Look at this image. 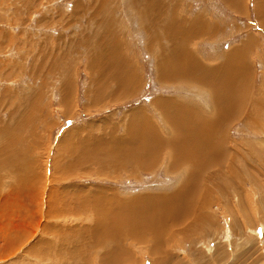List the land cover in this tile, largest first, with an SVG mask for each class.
Returning a JSON list of instances; mask_svg holds the SVG:
<instances>
[{
	"label": "rangeland",
	"instance_id": "1",
	"mask_svg": "<svg viewBox=\"0 0 264 264\" xmlns=\"http://www.w3.org/2000/svg\"><path fill=\"white\" fill-rule=\"evenodd\" d=\"M149 1L0 0V264H264V53L259 50L264 48V9L258 6L257 12L256 0H245L247 15L235 21L217 0H152L156 12L164 13L151 33L153 22L142 18ZM198 15L210 26L217 24L211 36L175 40L209 65L218 63L224 51L243 46L244 36L255 34L261 43L251 51L248 37L249 58L243 53L239 59L245 75L235 102L241 100V109L237 106V118L234 114L220 126L225 131L219 134L220 155L197 169L175 167L170 147L154 142L143 158L156 153L153 167L95 158L99 140L107 147L127 146L136 132L131 114L137 110L165 136L177 138L153 107L160 98L190 104L208 115L206 121L217 122L214 103L197 99L198 92L208 94L206 87L177 80L162 85L156 73V52L171 49L167 26ZM228 15L232 18L226 21ZM107 27L113 35L109 43L129 58L138 81L130 95L119 99L112 97L117 86L109 81L98 92L99 68L89 63L98 36L110 34ZM219 40L223 52L213 59L207 54ZM249 60L254 74L247 70ZM8 136L21 141L12 145ZM83 148L90 160L76 162ZM189 179L196 187L189 184L185 202L171 197L179 202L168 206L173 221L154 229L155 236L153 229L141 227L134 237L131 226L115 227L103 218L127 212V219L131 201L167 197ZM102 232L106 235L97 237Z\"/></svg>",
	"mask_w": 264,
	"mask_h": 264
},
{
	"label": "bare ground",
	"instance_id": "2",
	"mask_svg": "<svg viewBox=\"0 0 264 264\" xmlns=\"http://www.w3.org/2000/svg\"><path fill=\"white\" fill-rule=\"evenodd\" d=\"M229 1L230 0H228V2ZM237 1L238 0H231L230 2H232L233 4H237ZM97 12H99V10H97ZM163 13H164L163 10L156 12V9L153 5L152 0L147 2V5L145 7V11L144 10L142 11V18L144 19V21L146 23L153 22L152 24H154V28L151 30V33L156 32V29H158V24H155V23L162 21ZM195 18L196 19H194V20H181L179 23H175V26L174 25H168V26L165 25V27L167 26V29L171 31V33H169V34H170V37H172V39H170L172 41V44H171L170 53L168 52V50H167V52L162 50L163 53L165 52L163 55L161 54V50L156 52V55L158 57V59L156 58L157 59L156 73H157V76H159L158 80H163L162 81L163 83L165 81H168V80H169L168 82L177 80V81H180L179 84L183 83V82H189V83L193 82V83H199L200 86L203 88L207 87L206 89H208L207 91L209 93V98H210L209 101L211 100V97H212L211 102L215 101L213 106L211 104L210 107H211V109L214 110V108H215V110L218 111L217 113H215L217 115H212V117L213 116H215V118H216V116L218 117L217 122H215L216 121L215 119H214L215 121L213 123L210 121H206V117L208 115L207 114L202 115L200 110H198V109L195 110V107L191 108L189 106L190 104L188 105L185 102H177V101H173V100L171 101V100H166V99L164 100L163 98L162 99L160 98L155 104H153V107L159 113L161 119L166 121V123H168L169 127L172 130H175L174 136H175V134H176V136H177V134H179L177 138L170 137L171 135L169 137L165 136L164 133L157 127V125H155L153 123V125L151 126L149 124V122H147V121L145 122L144 118L143 117L141 118V110H137L135 112H132L131 115H133V119H135L136 126L139 129H137V127H136V132L134 131L132 133L130 139H128L129 141L127 143V146L125 145L123 147H116V148H113L114 146H110V147L108 146L107 147L106 145H104L102 143L100 144V140H99V146H97V145L95 146V148H94L95 152H94V154H92L95 156V158H97L98 160L102 159V161L105 159L108 161L110 159V161L113 162L114 164L115 163H121L123 161H128L130 163L135 164L139 168L140 167L141 168H147V166H149V165L151 166L153 164V162L155 161L154 158L156 156V153L152 154L153 156L150 155L148 157V159H146V160H144L143 158L147 157L146 149L149 148L150 144L153 145L154 142L157 143L158 145L159 144L160 145H167L168 147H170L169 149L174 153V155H172V154L171 155L174 159L172 162H173V165H175V167L180 166V165H184V164H191L195 167L194 169H197L200 166H202V167L206 166L210 161V156L217 155V157H218L220 155L218 152H219V149L222 150V145H224V142H219V140L222 141V139L220 137L221 135L219 136V134H223L225 132V131H223L221 133L220 126L226 125L227 122L231 118H234V117L237 118L236 117L237 112H238V115L240 114L239 111H236V107L238 106L241 109V103H240L241 100H239L238 102H235L236 101L235 97H237L239 95V86L240 85H238V84L243 80V77L245 75V71L243 72V68L241 66V60L239 61L240 56H237L236 60L238 62L236 61V65L233 63L232 65L227 66L226 70L221 69V70H223V72H221L222 75L226 74L228 72V78H227V76H226V78L224 76H223V78H221L220 77L221 74H219V72L217 74V71L214 70L213 68L205 66L202 63L198 62L199 60L196 59V57H197L196 51L193 52V50H189V49L186 50V48H183L184 43L181 45V47L179 46L178 41H176L175 38L179 39V43H180L181 41H183L184 39H186L188 37H195V36L201 37V36H197V35H204V34L205 35L208 34L207 36H209L210 34H212V32H211L212 28L213 29L215 28L213 26L217 25L211 21L210 22L211 26H212L211 27L209 25V23H207L206 20H203L202 18H200L199 15L196 16ZM101 21L104 23L103 20H101ZM103 29H104V27H103ZM107 29L109 30L108 27H107ZM162 29H164V25H163ZM109 32H110V30H109ZM173 32H174V34H173ZM112 36L113 35L111 34V32H110V34H102V35L100 34L98 36V40H96L97 42L96 43L94 42L95 47H96V51L94 53H92L93 57L90 58L89 63H90V65L95 63V67L97 68L96 65H98V68H99V71L97 72V74H98V77L101 78V80L96 82V88L98 89V92L101 93L102 89H104L105 87H109V83L107 82V81H109L111 84H115L114 86H117L115 88V92L113 93L114 96H112V97L114 99H116V98L119 99L121 97V95L122 96L130 95L133 92L134 86L136 87L138 81L135 80V79H137V76H135L132 73L133 72V69L131 68L132 62L129 60V58L127 59V56H125L121 50H117V48L114 45L111 46V44L109 43V40L111 39ZM191 40H193V39H191ZM111 41L113 43V39ZM249 44H250V42H249ZM246 46H247V49L243 46L244 50L248 51V41H247ZM106 47H108L109 50ZM178 47H179V49H178ZM232 49H234V48H232ZM107 50H108V52H107ZM238 50L239 49H235L234 53H236ZM241 50H242V48H241ZM168 53H169V55H168ZM243 53H245V52L244 51H241V52L238 51L236 54L241 55ZM166 54L168 55L167 57H166ZM168 62H170V66L167 65ZM226 64H227V62H226ZM214 66H215V64H214ZM220 66L223 67V65H220ZM216 67H214V68L216 69ZM221 67H219V68H221ZM218 71H219V69H218ZM237 76H238V78L236 80L235 78ZM171 107H174L173 109H175V110L171 109ZM168 108H170L175 113L172 112L173 113L172 115H171V113L166 114V111ZM234 114H235V116H234ZM15 137L13 138V136H8L7 142H8V139H9L8 143H10V144L17 143V142L21 141L20 139H18L19 141H17V139ZM112 137H113V135H112ZM123 138H122V140H123ZM126 138H127V136H126ZM136 139L139 140L140 142H137L134 145V143L132 141L136 140ZM113 140L120 143L115 138H113ZM157 144H156V146H157ZM156 146H154V148ZM152 148H153V146H152ZM156 149H158V148L156 147ZM123 150H125V151H123ZM232 151H233V149H232ZM69 152L71 154H74V153H76V149L74 151L69 149ZM82 152L83 153L81 155L75 154L76 155L75 156L76 162H77V159H80V161H83L84 158L86 160H90V158L86 157L87 153H88L87 150L84 149V151L82 150ZM18 154L21 156L20 152ZM78 154H80V153H78ZM221 156H222V151H221ZM211 158H213V157H211ZM143 160L145 161V163H143ZM119 161H121V162H119ZM5 164H7V162ZM138 167H136V168H138ZM152 167H153V165H152ZM183 168L185 169L187 167H183ZM194 174L196 176V173H193L192 175H194ZM199 174H201V173H199ZM199 176H201V175H199ZM191 179H193V178H191ZM190 181L191 180L189 179V181L187 182L188 183L187 185L183 184L182 188L178 189L177 192L173 191L174 193L172 195L169 194V196L167 195V197H158V195H154V196H149L146 198L143 196V198L147 199L146 202H144L143 199H140V198H136L134 202L131 201L135 205H133L131 202H130L131 205L128 204L129 205L128 208H131V209L129 210L130 215L127 219H126V213L127 212H114L115 214H113V215L108 213V214H106L107 216L104 214L103 218L105 221L110 222V224L111 223L115 224V227H118L119 225L120 226L125 225V227L131 226V227H129V229L133 228L130 230L134 231V233L132 232L134 237H137L135 235V233L141 232L140 231L141 227L144 229H147L148 231H151L153 229L152 230L153 232L151 231L153 234L154 229L158 230L159 226H163V228H166L168 223L169 224H170V222L172 223L173 220L169 219V216L172 215V212L168 206L175 204V203L179 204V202L176 200H171V197H173V198L176 197L177 200H181V201L183 200L184 202L187 201L188 197L191 195V194H187L188 193L187 190L191 191L190 190L191 187H189V184H190V186L192 184V187H194L193 182L191 181L192 183H190ZM198 182H199V180H198ZM194 185H197V183L196 184L194 183ZM185 192L187 195L185 194ZM161 195H165V194H161ZM195 197L196 196H194V199H195ZM137 205H139V206H137ZM183 207L184 206L182 205V208ZM187 207L188 208L193 207V204H192V206H190V204H189ZM187 207H186V209H188ZM196 208H198V207H196ZM192 211L194 212V210L191 209L190 213H192ZM176 213H177V210H176ZM184 213H185V211H184ZM186 215L188 216V214H186ZM98 216H101V215L97 214V217ZM101 219H102V217H101ZM124 219H126V220H125V223L123 224L121 222H124ZM176 221H179V220L177 219L174 222H176ZM134 228L139 229L138 232ZM149 229H151V230H149ZM104 230H106V229H104ZM155 232H158V231H155ZM122 233H123V231H122ZM160 233H158V234H160ZM156 234L157 233H155V235ZM105 235H106V233L102 232V233H99L97 235V237H101V236H105ZM98 241H100V240L98 239Z\"/></svg>",
	"mask_w": 264,
	"mask_h": 264
},
{
	"label": "crops",
	"instance_id": "3",
	"mask_svg": "<svg viewBox=\"0 0 264 264\" xmlns=\"http://www.w3.org/2000/svg\"><path fill=\"white\" fill-rule=\"evenodd\" d=\"M231 1V0H230ZM228 2V0H222V2L220 1V0H217V4L221 7V10H224L225 11V13L227 12V11H229V13L230 14H232V13H234V18L232 19V20H235L236 21V18L238 17V18H240L241 19V17H243L244 15L246 16L247 15V12H248V7H247V4H246V1L245 0H238V2H237V4L236 5H234L232 2ZM109 2V0H102V3L103 4H107ZM263 3V2H262ZM109 4H111V3H109ZM205 4V3H204ZM258 6H259V8L260 9H264V3L263 4H261V3H258V0H256V5H255V7H256V10H257V12H258ZM237 10H236V9ZM261 12V11H260ZM228 13V12H227ZM259 15V14H258ZM260 16V15H259ZM232 18V16H227L226 17V21H228V20H230ZM263 19H264V17H261V22H264L263 21ZM211 21V20H210ZM231 25H234V21H232L231 22ZM255 34H253L251 37H249V36H244V38H243V40H241V43H242V45L245 47V45L247 44V39H248V37L250 38V39H252V43H253V46H251V51H255L258 47L259 48H261V43L259 42V41H257L256 40V38H255V36H254ZM221 40V39H220ZM216 41V42H213L212 44H214V50H212V52H210L209 54H207L208 56H211L213 59H215V58H217V56H219V53L220 52H223V50H222V45H220L222 42L221 41ZM238 42V41H237ZM223 44V43H222ZM235 44H236V41H235ZM234 44V45H235ZM241 45V44H240ZM243 46H239V45H235V46H233L232 48H234V49H229V51H224L219 57H218V59L220 58V61L218 62V63H216L215 64V61H216V59H215V61H209V62H211L210 63V65H209V63L208 62H205L202 58H200L199 57V55L197 54V59L199 60H197L199 63H202L203 65H205V66H208V67H211V68H213L214 70H216L217 71V74H218V72H219V74H221L220 75V77L221 78H223V76L226 78V76H227V78H228V72L226 73V74H223L222 75V73L221 72H223V70H226V68H227V66H229V65H232L233 63L236 65V59H234L233 58V56H236L237 57V54H235L234 53V51H235V49H239V51L241 52V51H244L245 52V50H244V47ZM224 48H225V46H224ZM241 48H242V50H241ZM247 49V48H246ZM259 50H261V52L262 53H264V48L263 49H259ZM248 52H250L249 51V49H248V51H246L245 52V55H244V57L245 56H247L248 55ZM218 53V54H217ZM233 54V55H232ZM247 58H249L248 56H247ZM239 59H242V56L240 55V57H239ZM201 61V62H200ZM229 61V62H228ZM226 62H227V64H226ZM249 62H250V64L247 66V70H248V72L249 73H255V71H254V67H253V60H249ZM214 64H215V66H214ZM202 65V66H203ZM219 65V66H218ZM220 65H223V67H221ZM217 66V67H216ZM214 67H216V69L214 68ZM219 67H221V68H219ZM218 69H219V71H218ZM221 69H223V70H221ZM245 71V70H244ZM237 78H238V76L235 78L236 80H237ZM223 80V79H222ZM250 79H248V81H249ZM185 83H189V82H185ZM253 83H254V85L256 84L255 83V81H254V77H253ZM252 83V84H253ZM162 85H169V83H161ZM176 84H179V83H176ZM193 84H195L196 85V83H193ZM197 84H199V83H197ZM251 84V83H250ZM251 84V85H252ZM200 85V84H199ZM202 85V84H201ZM196 86H198V85H196ZM201 87V86H200ZM203 88V87H202ZM207 88V87H206ZM208 89H206V91H207ZM215 90V89H214ZM203 93V92H202ZM201 92H198L197 93V96L199 97V98H197V99H199V100H201V103H203V102H209V100H208V94L207 95H203ZM179 98H180V100H190L189 98H186V97H184V96H179ZM164 99V98H163ZM210 99V98H209ZM166 100H173V99H166ZM173 101H177V102H181V101H179V100H176V99H174ZM211 101V100H210ZM211 103H215V101H213V102H211ZM174 107H171V109H173ZM170 109V113H171V115L173 114V113H175V112H173L172 110ZM173 110H175V109H173ZM157 112V111H156ZM173 112V113H172ZM158 113V112H157ZM211 113V112H210ZM206 114V113H205ZM159 115V114H158ZM173 131H175V130H173Z\"/></svg>",
	"mask_w": 264,
	"mask_h": 264
}]
</instances>
